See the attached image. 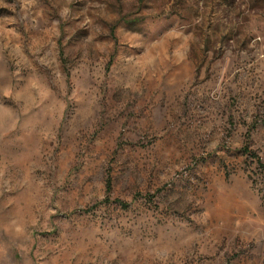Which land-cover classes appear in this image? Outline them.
<instances>
[{
	"label": "rangeland",
	"instance_id": "rangeland-1",
	"mask_svg": "<svg viewBox=\"0 0 264 264\" xmlns=\"http://www.w3.org/2000/svg\"><path fill=\"white\" fill-rule=\"evenodd\" d=\"M248 135L264 0H0V264H264Z\"/></svg>",
	"mask_w": 264,
	"mask_h": 264
},
{
	"label": "trees",
	"instance_id": "trees-1",
	"mask_svg": "<svg viewBox=\"0 0 264 264\" xmlns=\"http://www.w3.org/2000/svg\"><path fill=\"white\" fill-rule=\"evenodd\" d=\"M249 140H250V135L247 136V140L245 142V145L243 146L242 148V154L246 155V156H251L252 158L256 159L257 162L259 163V167L264 171V164L262 163L261 159L258 157V155L256 153H254L253 151H251L250 149V143H249ZM105 189H106V199H105V203H116L118 205H120V207L122 209H127L128 208V205L123 202V201H112V178L110 175H108L107 177V180H106V184H105ZM145 198H148V196H146Z\"/></svg>",
	"mask_w": 264,
	"mask_h": 264
}]
</instances>
